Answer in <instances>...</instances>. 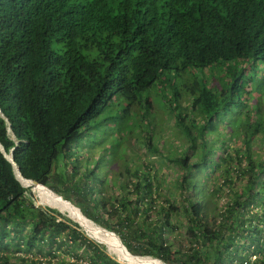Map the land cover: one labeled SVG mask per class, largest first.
Segmentation results:
<instances>
[{
	"label": "trees",
	"instance_id": "16d2710c",
	"mask_svg": "<svg viewBox=\"0 0 264 264\" xmlns=\"http://www.w3.org/2000/svg\"><path fill=\"white\" fill-rule=\"evenodd\" d=\"M262 65L264 0H243V264H264ZM216 67L222 75L211 83ZM152 97L182 134L178 147L162 142ZM0 112V144L24 177L0 151V264H141L96 242L89 225L27 179L78 202L87 217L60 197L116 232L133 255L242 264V148L229 144L242 141V0H0ZM99 132H114L128 159L116 195L113 183L80 174L72 156ZM134 142L168 159L179 177L169 183L156 161L136 163ZM66 180L77 202L64 192L70 187L52 184ZM223 189L230 198L219 207L212 197ZM171 212L184 219L185 249L167 240Z\"/></svg>",
	"mask_w": 264,
	"mask_h": 264
},
{
	"label": "rangeland",
	"instance_id": "374dc122",
	"mask_svg": "<svg viewBox=\"0 0 264 264\" xmlns=\"http://www.w3.org/2000/svg\"><path fill=\"white\" fill-rule=\"evenodd\" d=\"M247 70H249V69H247ZM209 74L211 76V83H217L218 80L220 79L221 75H222V71L219 70L218 67H216L214 70L210 71ZM159 89H160V87H159ZM257 96H259V95L254 94V98H256ZM152 100H154L153 97H152ZM153 102H154L153 106H154V113H155V124L160 128V131L162 132L161 133V135L163 136L162 142H164L165 144L168 145V141H170V142H173V144L178 147L179 145L182 144V134L180 133L179 130H177L178 128L175 125L173 119L170 118L167 109L164 108L163 105H165V102H163V100H162V102L160 103L156 99ZM254 102H256L255 99L250 101L251 104H254ZM187 104H188V101L183 102V106H186ZM200 121H202V120H200ZM226 121H228V120H226ZM112 124L113 123L110 122L109 126H112ZM221 125L226 126L225 121ZM236 125H237V122L232 124L230 126V128H226V129L234 130L236 128ZM91 127H94V125H92ZM221 128H223V127H221ZM107 129L110 131L111 128L108 127ZM114 135L116 136V134L114 132L111 134L109 133V136L108 135L104 136V134L99 132V135L91 136L90 139L86 137L81 143H77V145H76L77 152L73 153L72 156L74 159L77 156H79L78 162L81 166L80 174L84 173V175L88 176L89 179L95 180V182L98 183V185H102L103 183H104V185H107L108 183H111V184L113 183L114 187H113V190H111V192H112V194L116 195V194H119L121 191H120V187H119L118 183L114 182V181L117 179L116 178L117 173L124 171L123 165L128 164V159L124 160V162H122V159H120L121 156H124L126 154L123 151H121L122 148H119L116 146L115 139H113ZM128 141L129 140H126L125 143H128ZM135 144L137 145L135 148V152L138 156V157L135 156L136 157V163H139L141 161V162L145 163L150 168V166L154 163V161H156V164L159 165V168H158L159 173L162 175L163 178L165 177L166 180L169 181V183L170 182L173 183L175 181V177H177V176L179 177V174L181 172L178 171V169L174 168V166L172 165V163L168 159H166L165 157L161 158V157H159V155H157L153 152H150L145 146L139 145L137 143H135ZM229 144H230V147L233 144H235V145H237V147L239 149L242 148V141L238 137V135L234 137V140L229 141ZM168 147H172V146H168ZM168 147L166 148V150L168 149ZM92 150H93V152H91ZM169 150L170 149H168L167 151H169ZM261 152H262V150L259 151L258 156H261V158H263ZM177 153L178 152H176V151H172L170 156L173 155L172 157H174L175 155H177ZM130 161H131V159H130ZM113 163L117 164L116 168H114V169L112 168ZM129 163H131V162H129ZM61 165H62V163H61ZM64 170L69 171V166L68 167L65 166ZM77 178H78V175H75V179H77ZM203 181H205L206 191L209 192L211 190V188L213 187L211 185L212 184L211 179L207 178L206 180L203 179ZM52 184L56 185L62 191L65 190L67 187L69 188L71 186L69 180H66V181L61 182V183L54 181V182H52ZM239 185H240V182L238 180H237V182L235 181V183L233 185V189H238ZM42 187L43 188L40 190V193L48 200V202L52 206L62 205L61 202L63 200L60 198V196H57L56 193L54 191H51L49 188H46L44 186H42ZM64 192H66V194L73 201L77 200L76 195L73 193L72 187H70L68 189V191H64ZM225 193H227V190L223 189V190H221V193H219V194H221L220 196L218 194H215V196L212 197L213 203L216 202V203H218L219 207H221V204L228 201L227 198H230V196H227ZM179 194H180V196L184 195L183 192H179ZM105 195H106V191H104V190L103 191L100 190L98 192V196L100 198L105 197ZM163 197H164V195H163ZM112 201H113V199L110 198L109 202L107 203V207H110V205L112 204ZM157 201L160 204H162L163 206H166V203L162 201V198H158ZM34 202L38 205H46V204L41 203L39 198L35 194H34ZM73 204L76 205L80 209V207L78 206V202L73 203ZM115 206H116V204H115ZM257 208L258 209L262 208V206L260 205ZM69 209H70V211H72V216L74 218L82 221L81 220L82 218H80L81 217L80 214H84V213H82L80 211L81 209L80 210L76 209V210H78V212L80 214L73 207H69ZM155 213L156 212L153 211L151 213V217H154ZM64 215H66V214H64ZM104 217H105V219L109 218L111 223L116 222L115 217H112V216L108 217L107 214ZM169 219L171 221L173 229L172 230L170 229L166 232L168 242L171 243L172 247L176 250H178L179 245H181V248L185 249L188 246V240L184 235V226H183L184 225V219L178 215V212H174V213L171 212ZM93 222L96 223L98 225V227L100 226L99 228L97 227V228H93L91 230L94 233L96 240L101 242V244L105 243L108 245L110 244L111 246H112V244L115 245L116 249L118 250L115 252H119L121 254H124L125 256H127L128 258L133 260L135 263L162 264L160 261L155 260L153 258L136 256V255L131 254L128 250H126L122 246L120 239L118 237L119 235L117 233L116 234L118 236H116L114 234L111 235L101 228V227H103L102 225H100L99 223H97L95 221H93ZM114 226L117 230L120 229L118 226H116V225H114ZM103 228H105V227H103ZM81 230L86 234V232L83 230L82 227H81ZM118 231L120 233H124L125 229L122 228ZM89 238H91V237H89ZM106 238L111 240L112 244H111V242L107 241ZM107 251L113 258L120 261L114 253H111L108 249H107ZM174 257L177 258L178 253H176L174 255ZM120 262H122V261H120ZM122 263H124V262H122ZM124 264H126V263H124Z\"/></svg>",
	"mask_w": 264,
	"mask_h": 264
},
{
	"label": "bare ground",
	"instance_id": "6f19581e",
	"mask_svg": "<svg viewBox=\"0 0 264 264\" xmlns=\"http://www.w3.org/2000/svg\"><path fill=\"white\" fill-rule=\"evenodd\" d=\"M17 174V173H16ZM19 176L20 175H18L17 174V177H18V179H19ZM21 177V176H20ZM23 178V177H22ZM26 179V178H25ZM28 180V179H27ZM19 181H20V179H19ZM31 181V180H30ZM21 182V181H20ZM22 184V183H21ZM39 184V183H38ZM35 184L36 185V188L39 190V192H40V190L43 188L42 186H44V185H42V184ZM40 185H42V186H40ZM44 187H46V188H48L47 186H44ZM50 189V188H49ZM51 190V189H50ZM32 191V190H31ZM51 191H53V190H51ZM57 194V193H56ZM59 195V194H58ZM61 198H63L61 195H59ZM63 199H65V198H63ZM66 200V199H65ZM68 203H72L71 201H69V200H66ZM61 204L64 206V208L70 213V214H72V211H70V209H69V206L67 205V204H65L63 201L61 202ZM72 206L73 207H75V205L72 203ZM77 207V206H76ZM78 208V207H77ZM58 210V209H57ZM78 210H80L79 208H78ZM59 212H61L60 210H58ZM81 211V210H80ZM62 213V212H61ZM83 213V212H82ZM63 214V213H62ZM68 216V215H67ZM81 217L80 218H82L81 220L84 222V223H86L87 225H89L90 227H91V229H93V228H97L98 226L97 225H95V224H93V223H91V222H89L88 220H86L82 215H80ZM69 217V216H68ZM99 228V227H98ZM106 229V228H105ZM108 230V229H107ZM116 234V233H115ZM117 235V234H116ZM107 239V238H106ZM107 241H109V242H111V240H109V239H107ZM121 242V241H120ZM111 244H112V242H111ZM121 244H122V242H121ZM109 246L112 248V250L113 251H118L117 249H116V246L115 245H113L112 244V246L109 244ZM122 246H123V244H122ZM107 247V246H106ZM124 247V246H123ZM125 248V247H124ZM108 249V248H107ZM126 249V248H125ZM127 250V249H126ZM144 257V256H143ZM150 258V257H149ZM153 258V257H152ZM156 259V258H155ZM157 260V259H156ZM161 262V261H160Z\"/></svg>",
	"mask_w": 264,
	"mask_h": 264
},
{
	"label": "water",
	"instance_id": "95a60500",
	"mask_svg": "<svg viewBox=\"0 0 264 264\" xmlns=\"http://www.w3.org/2000/svg\"><path fill=\"white\" fill-rule=\"evenodd\" d=\"M1 113V112H0ZM1 115H2V113H1ZM0 151L3 153V155L5 156V158L6 159H8L13 165H14V168H15V172L18 174V175H20L21 177H23L22 176V174L20 173V171H19V167L17 166V164H15V162L13 161V156H12V150L11 151H9V153H6L5 151H4V149H3V147H2V145L0 144ZM17 174H16V176H17ZM24 178V177H23ZM28 180H31L33 183H35V184H38V182L36 181V180H33V179H28ZM41 184V183H40ZM79 224V223H78ZM80 225V224H79ZM115 233V232H114ZM87 234V233H86ZM88 235V234H87ZM89 236V235H88ZM118 236V235H117ZM90 237V236H89ZM119 237V236H118ZM119 239H120V237H119ZM97 241V240H96ZM120 241L122 242V240L120 239ZM100 243V242H99ZM122 244H123V246L127 249V247L124 245V243L122 242ZM106 246V245H105ZM107 248V247H106ZM128 250V249H127ZM129 251V250H128ZM130 252V251H129ZM131 253V252H130ZM156 259H158V258H156ZM159 261H161L162 263H164V264H166L165 262H163L161 259H158Z\"/></svg>",
	"mask_w": 264,
	"mask_h": 264
},
{
	"label": "clouds",
	"instance_id": "9594fccd",
	"mask_svg": "<svg viewBox=\"0 0 264 264\" xmlns=\"http://www.w3.org/2000/svg\"><path fill=\"white\" fill-rule=\"evenodd\" d=\"M263 67H264V65H262ZM263 71H264V69H263ZM263 76H264V74H263ZM46 186V185H45ZM48 187V186H47ZM51 189V188H50ZM55 192V191H54ZM55 193H57V192H55ZM59 194V193H58ZM61 195V194H60ZM62 196V195H61ZM63 197V196H62ZM64 198V197H63ZM68 200V199H67ZM70 201V200H69ZM47 206H49V205H47ZM51 207V206H50ZM82 212V211H81ZM70 218V217H69ZM71 219V218H70ZM73 220V219H72ZM74 221V220H73ZM76 222V221H75ZM80 226V225H79ZM81 227V226H80ZM114 232V231H113ZM116 233V232H115ZM121 239V238H120ZM99 243V242H98ZM141 256V255H140ZM151 257V256H150ZM155 258V257H154Z\"/></svg>",
	"mask_w": 264,
	"mask_h": 264
}]
</instances>
